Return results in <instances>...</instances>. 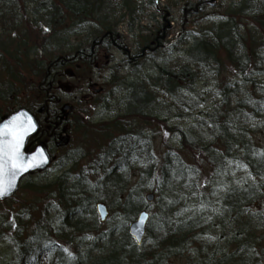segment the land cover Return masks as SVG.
<instances>
[{
	"label": "trees",
	"instance_id": "1",
	"mask_svg": "<svg viewBox=\"0 0 264 264\" xmlns=\"http://www.w3.org/2000/svg\"><path fill=\"white\" fill-rule=\"evenodd\" d=\"M134 1H111L109 7L122 11L131 26L144 20L145 1L157 8L160 0ZM216 1L186 6L184 15L197 16L198 23L208 19L185 34L191 43L173 72L166 60L150 65L168 48L162 28L139 38L130 53L117 25L102 14L106 1L0 0L3 116L52 103L49 119L58 122L59 83L72 75L73 82L87 83L100 51L122 49L132 69L149 64L151 71L143 82L114 72L105 89L117 80L127 85L118 93L123 107L109 120L83 126L99 144L81 173L74 172L80 164L75 156L62 157L60 176L39 185L47 196L45 213L14 228L0 218V228L11 230L0 231V246L5 242L13 251L12 264H264V0L230 1L214 19L199 16ZM160 91L167 102L155 101ZM28 93L39 96L32 105L25 101ZM103 100L79 108L87 113ZM194 114L187 130L166 124L171 116ZM167 132L178 149L168 141L155 147L154 139ZM148 193L153 203L146 201ZM98 203L112 214L106 230ZM150 209L147 237L138 246L128 227Z\"/></svg>",
	"mask_w": 264,
	"mask_h": 264
},
{
	"label": "rangeland",
	"instance_id": "2",
	"mask_svg": "<svg viewBox=\"0 0 264 264\" xmlns=\"http://www.w3.org/2000/svg\"><path fill=\"white\" fill-rule=\"evenodd\" d=\"M111 1L116 3L120 0H107V4H105L103 7H100V9H102L103 15L106 14L105 16H108L107 18L110 22L117 25V33L118 35H121L123 45L125 46L124 48L126 50H129L130 53L131 50L132 52L136 51V44L141 40L139 38L149 35L153 30L156 31V29L160 30L162 28V30L160 31V36H165L168 48H166L162 52L158 60H155V63L153 62L150 65H162V62L164 60H166L165 63L167 64V67L169 66L168 68L175 67L181 64L180 57L182 56V53H184L185 50L188 49L187 47L191 43V40H189V38H186L185 34L189 30L195 31L200 29V27L205 24L203 22H206L208 19L205 18V20H202L201 23H198L197 16L193 14H190L188 16L184 15L183 12L186 10V6L188 4L193 5L197 0H160L158 2L157 8L151 6V1H145L143 3V5L146 7L144 8L146 10L144 20H141L140 22L135 21L134 24L130 26V18H128L126 15L123 16L122 11H116L113 10V8L109 7ZM130 1L132 4H137V2H135L134 0ZM230 1L235 2L236 0H217V4L214 8L200 13L201 15L199 16L212 14V18L214 19L216 18V15L218 13H221L222 9L226 8ZM29 15H31V13H29ZM155 19L157 23H155V21H151ZM167 22H169V24H167ZM105 23L107 24L108 22ZM140 25L141 28L139 29L138 26ZM100 52L102 53L100 55L97 54L98 57L95 61V63L98 64L97 69L92 72V75L89 73L90 75L88 77V81H90V84L88 85V81L87 83H79L76 80L73 82L74 75H72L71 77H69L68 81L59 83L58 86H60V89L59 91H57L56 97H58L57 99H61L63 104L71 103L75 98H77L78 101H81V106L84 105V102L86 100L90 103H92L94 100H99L100 98H104V100L101 101L99 107L93 109L89 108L90 110L87 111L90 112L82 113L81 109L79 108L78 111L74 112L72 116H70V124H68L71 128L72 142L70 146L66 149L60 150L59 153H56L53 150L54 159L49 169L43 173H39L38 175H34L28 178L27 181L23 183L22 188L12 199L10 204L4 208L0 207V218L2 220L3 218H7L5 222L7 223L6 227L13 226L14 228L15 225H18L19 223L23 225L25 223L26 225L30 224L31 220H35L36 217L39 218L42 212L45 213L46 206H44V204H46L47 202L44 199L47 196L44 195V193H39L37 191V188H39V185L49 184L55 178H58L60 176V157L75 156V160L79 161L80 164H78L74 172L81 173L83 167L89 161L88 158L92 157V155H95L99 144L97 138H95V135L92 133V129L89 128V130L86 131L83 126L87 127V124H100L105 120H109L114 115H116L117 111L120 108L123 107L118 103V93L125 89L127 85L124 84L122 86V83H117L119 82V80H117L115 81L116 83L112 82L113 88L111 89V91H109L110 89H105L106 87H108L109 84L107 83L110 82V79L112 80L114 72L118 73V78L127 75L129 81L135 79L133 82H143L147 79L149 73H151L150 69L147 70V68H149L150 66L149 64L145 65L142 68L132 69V66H129V62L127 61L122 49H110L109 52ZM158 56V54H154V57ZM229 75L224 74L226 78H228ZM210 82L211 81H209V83ZM210 85L211 83L208 85L206 83L204 84L207 90L206 92L212 89ZM80 86H84L85 90H79L78 88H80ZM202 86V84L199 85L200 88ZM37 97L39 96H34L33 94L28 93L25 97V101H27L29 105H32L37 100ZM84 98L85 101L83 100ZM155 101L165 103L168 101V96L166 94L164 95L163 92L160 91L159 94H157V96L155 97ZM90 103H88V105H90ZM157 107L160 109H156V111L160 113L162 111V107L160 105ZM49 108L50 112L54 110L52 103L49 104ZM0 109L2 110L1 106ZM203 110L205 111V109ZM2 111L0 116H3ZM85 114H88L87 119L83 117V115ZM195 116L198 117V115L195 114L191 117H188V119H175L171 116L166 121V124H169L170 127L178 126L183 130H187L188 127L193 124ZM156 134H153V136L156 137ZM154 140L155 147H159V144L162 141H168L169 145L174 147L175 149H178L179 147L176 143L175 138L168 132L163 133L162 136ZM92 150L94 152L92 153V155H89V152ZM23 187H28L29 189H32L33 192L28 191V189L25 190ZM50 202L52 203V200ZM149 212L153 214L151 209L149 210ZM52 213V211L47 212V214H50V216H47L49 219L53 217ZM111 216L112 214H110L105 224H102L103 230H106V228L109 227L110 224H108V221L111 219ZM0 231H2L3 234H9V232H11V230L8 228H0ZM65 234L68 235L67 232H65ZM68 236L65 235V237ZM7 247L8 244L2 242L0 246V249L2 251L0 262H2V264H12L13 251H11V249H8ZM185 261L186 259L184 261L174 260V263L184 264ZM41 264H47V262L43 260Z\"/></svg>",
	"mask_w": 264,
	"mask_h": 264
},
{
	"label": "water",
	"instance_id": "3",
	"mask_svg": "<svg viewBox=\"0 0 264 264\" xmlns=\"http://www.w3.org/2000/svg\"><path fill=\"white\" fill-rule=\"evenodd\" d=\"M72 111V107L64 106L63 112H70ZM43 112V109H41L40 113ZM21 117V119L24 121V128L25 130L22 131L23 135V141L20 145L19 152L21 157L23 158V161L25 164H31L32 166L28 167L26 171L18 172L16 175V178L14 180L13 187H11L7 193L3 196H0V203H3L7 201L8 199L12 198V196L18 191L19 188V183L20 181L26 177L29 173H34V172H39L41 170H45L49 164H50V157L42 145H38L33 151H29L30 147L33 145V143L28 144V140L33 137L34 135L37 134L39 131L38 128V123L36 120H34L33 115L26 109H21L16 112H14L11 115L4 116L0 120V129H3L5 125H9L10 122L13 120L14 117ZM31 121V127L28 125L27 121ZM66 132V129L63 130V133ZM12 140V136L9 135L7 137H4L0 135V146H3L4 144L8 143L9 141ZM61 141L57 145V147H66L69 143L70 140L67 136L62 137L60 139ZM42 153V155H40ZM35 157V160L33 159ZM7 179V178H6ZM153 196L149 195L147 197V201L152 202ZM97 214L100 216L101 222H104L106 220V217L108 216L107 214V209L105 206L99 204L96 207ZM149 219V215L146 212L141 213L138 216V219L134 221L130 227H129V234L135 239L137 245H140L142 242L144 236H145V228L147 225V221Z\"/></svg>",
	"mask_w": 264,
	"mask_h": 264
},
{
	"label": "snow or ice",
	"instance_id": "4",
	"mask_svg": "<svg viewBox=\"0 0 264 264\" xmlns=\"http://www.w3.org/2000/svg\"><path fill=\"white\" fill-rule=\"evenodd\" d=\"M27 123L30 127L32 126L30 120ZM21 130L26 131L24 121L19 116L14 117L9 125H5L3 129H0V135L4 137L12 136L11 141L0 146V196L5 195L13 187L18 172L26 171L28 167L32 166L24 163L19 152L23 141ZM33 159L35 160V157Z\"/></svg>",
	"mask_w": 264,
	"mask_h": 264
},
{
	"label": "bare ground",
	"instance_id": "5",
	"mask_svg": "<svg viewBox=\"0 0 264 264\" xmlns=\"http://www.w3.org/2000/svg\"><path fill=\"white\" fill-rule=\"evenodd\" d=\"M105 1H107V0H103V2H105ZM169 67V66H168ZM178 67H179V65L178 66H175V67H170V68H168L169 70H172L173 72H175V71H178ZM192 69V68H191ZM155 89H159L160 88V86H155L154 87Z\"/></svg>",
	"mask_w": 264,
	"mask_h": 264
}]
</instances>
